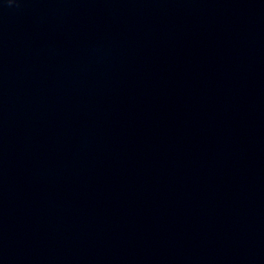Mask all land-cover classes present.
Returning a JSON list of instances; mask_svg holds the SVG:
<instances>
[{"label": "water", "instance_id": "95a60500", "mask_svg": "<svg viewBox=\"0 0 264 264\" xmlns=\"http://www.w3.org/2000/svg\"><path fill=\"white\" fill-rule=\"evenodd\" d=\"M0 264H264V0H0Z\"/></svg>", "mask_w": 264, "mask_h": 264}]
</instances>
